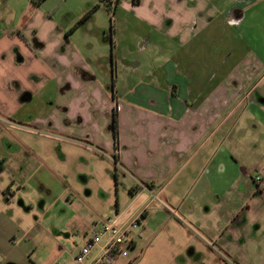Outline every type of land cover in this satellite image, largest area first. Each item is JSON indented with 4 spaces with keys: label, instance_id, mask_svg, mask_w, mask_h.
I'll use <instances>...</instances> for the list:
<instances>
[{
    "label": "crops",
    "instance_id": "1",
    "mask_svg": "<svg viewBox=\"0 0 264 264\" xmlns=\"http://www.w3.org/2000/svg\"><path fill=\"white\" fill-rule=\"evenodd\" d=\"M60 2L0 0V264L38 263L44 177L67 144L113 157L132 200L145 197L142 220L158 195L203 203L210 170L191 159L208 161L214 141L264 123L248 45L264 0H87L62 12ZM249 168L235 166L247 178Z\"/></svg>",
    "mask_w": 264,
    "mask_h": 264
},
{
    "label": "rangeland",
    "instance_id": "2",
    "mask_svg": "<svg viewBox=\"0 0 264 264\" xmlns=\"http://www.w3.org/2000/svg\"><path fill=\"white\" fill-rule=\"evenodd\" d=\"M60 3L62 12L87 0ZM100 17L96 13L95 19ZM253 31L248 45L259 65L250 96L264 111V24L258 22ZM253 124L255 129L244 130L242 137L235 130L214 141L208 161L194 156L188 163L209 167L203 203L187 197L173 205L158 195L148 204L146 219L139 218L138 225L131 228L129 236L135 247L128 257H119L113 264H264V182L257 185L254 181L256 177L264 180V123L254 120ZM219 144L220 149L215 147ZM64 153L65 161L51 167L54 174L44 177L43 201L49 208L35 230L39 245L30 251L37 264H75L74 254L85 240L83 233L89 235L95 224L114 218L115 212L119 224L125 226L145 204L142 195L132 200L131 179L114 169L113 157L75 144H67ZM45 160L54 164L52 156ZM236 165L250 167L249 178L239 176ZM35 197L38 199L37 194ZM202 204L209 213L201 221L197 215L204 210Z\"/></svg>",
    "mask_w": 264,
    "mask_h": 264
},
{
    "label": "built area",
    "instance_id": "3",
    "mask_svg": "<svg viewBox=\"0 0 264 264\" xmlns=\"http://www.w3.org/2000/svg\"><path fill=\"white\" fill-rule=\"evenodd\" d=\"M254 181L258 184L261 178L256 177ZM139 218L122 226L115 212L114 218L107 217L95 224L89 235L86 232L83 234L84 243L74 254L75 264H113L119 257H128L134 245L130 231L138 225Z\"/></svg>",
    "mask_w": 264,
    "mask_h": 264
},
{
    "label": "trees",
    "instance_id": "4",
    "mask_svg": "<svg viewBox=\"0 0 264 264\" xmlns=\"http://www.w3.org/2000/svg\"><path fill=\"white\" fill-rule=\"evenodd\" d=\"M44 0H32V3L34 6H39ZM134 3H139L140 0H133ZM98 7L97 4L92 6V8L86 12L76 23L75 26L82 23L96 8ZM112 129H113V137H114V148L118 149V114H117V108L115 107L113 109V115H112ZM116 154L114 155V160L116 162ZM130 264V263H128Z\"/></svg>",
    "mask_w": 264,
    "mask_h": 264
}]
</instances>
